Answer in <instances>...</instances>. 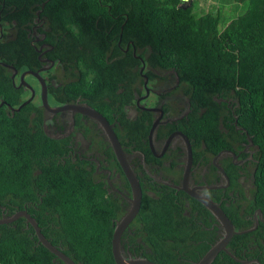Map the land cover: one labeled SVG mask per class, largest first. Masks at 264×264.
Here are the masks:
<instances>
[{
    "label": "trees",
    "instance_id": "1",
    "mask_svg": "<svg viewBox=\"0 0 264 264\" xmlns=\"http://www.w3.org/2000/svg\"><path fill=\"white\" fill-rule=\"evenodd\" d=\"M235 2L247 3L245 12L221 29L219 13L197 15L183 0H0V104L18 108L30 97L3 64L20 74L43 67L33 32L44 22L46 30L38 32L52 45L47 57L62 71L43 74L50 95L63 104L84 101L116 126L127 153L160 164L149 141L154 115L131 119L127 109L144 83L143 62L150 80L156 71L172 70L186 87L191 110L168 132H183L205 165L231 148L234 136L228 134L236 126L259 147L249 205L245 210L222 205L237 230L253 228L256 209L264 213V0ZM44 112L36 99L15 113L6 104L0 107V219L26 210L76 264H117L112 241L125 205L96 176L95 165L74 157L70 139L47 134ZM107 153L122 172L113 149ZM140 181L142 206L122 237L127 256L197 263L223 236L218 220L184 191L147 174ZM228 249L240 260L264 264V223L234 236ZM0 264L65 263L22 217L0 225ZM213 264L244 263L221 252Z\"/></svg>",
    "mask_w": 264,
    "mask_h": 264
},
{
    "label": "flooded vegetation",
    "instance_id": "2",
    "mask_svg": "<svg viewBox=\"0 0 264 264\" xmlns=\"http://www.w3.org/2000/svg\"><path fill=\"white\" fill-rule=\"evenodd\" d=\"M40 28L46 30L44 22L34 28L33 36L37 34ZM38 34L40 37H36L33 43L41 55L43 67H46L50 65V62L46 61L50 60L47 54L53 48L50 43L45 42L46 34L42 32H38ZM58 68L60 66L56 64L49 71H56ZM49 71L43 72V74L48 75ZM138 90L139 94H136L135 105H131L127 109L128 115L131 119H137L141 113L150 112L154 115V121L161 117L153 140L155 153L161 157H156L152 152L156 159L161 160V163L147 164L145 157L136 151L127 153L130 162L141 178L147 174L155 182L163 185H165L164 182L181 185L183 177H180V172L183 170L184 175L187 149L181 136L177 135L171 138L172 134L177 131L169 133L168 127L178 123L190 113L191 103L186 94V87L174 71L168 70L165 72L156 71V78L154 80L149 79L148 87H145L143 83L138 87ZM34 99L41 101L37 95ZM138 101H140L139 104ZM49 102L52 107L65 105L56 101L50 93ZM66 104L88 105L80 99ZM148 108L153 110L148 111ZM44 114L45 130L46 128L49 129V132L46 130L47 134L55 139L71 140L75 148L74 157L95 165L96 176L106 182L110 194L122 201V204L125 205L126 214L131 207L129 198L132 196V192L128 188L127 181L122 174L123 171L118 169L115 161L107 153V150L112 147L98 121L73 110L59 113L45 111ZM245 134L243 128L236 126V133L228 134V138L234 136L231 139V148L221 149L215 156L211 157V161L207 165L204 164L205 157L193 150L194 162L190 186L218 187L200 190V192L209 198L213 196L214 201L217 200L221 207L234 203L241 210H245L253 197L259 163V147ZM227 171H230L236 184L231 182ZM252 217L255 224L257 221L259 224L264 223L262 209H256ZM122 248L123 251L129 253L124 245Z\"/></svg>",
    "mask_w": 264,
    "mask_h": 264
},
{
    "label": "water",
    "instance_id": "3",
    "mask_svg": "<svg viewBox=\"0 0 264 264\" xmlns=\"http://www.w3.org/2000/svg\"><path fill=\"white\" fill-rule=\"evenodd\" d=\"M136 51V50H135ZM41 57V55H40ZM50 62V65L46 67H42L38 71L33 70H25L21 74L19 70L15 69L13 66H8L6 64H3L5 67H9V69L13 70L12 79L14 82V85L17 88H25L26 90L30 91L31 95L30 97L22 103V105L18 108H14L11 105L2 102L0 104V107L4 104H6L9 109L15 113L19 112L21 108L31 103L35 96H36V90L35 88L27 81L28 76H33L37 79V81L40 83L41 91H40V99L42 106L46 112L50 113H59L64 112L67 110H73L74 112H78L84 115H87L100 124V126L104 129L108 140L111 144V147L113 149V152L116 156V159L118 163L120 164L123 173L125 174L130 187L132 196L129 198V201L131 203V207L129 211L117 222L113 241H112V250L113 255L115 258V261L117 264H158L155 262L150 261L149 259L142 258V257H133V256H126L124 254L123 248H122V237L124 232L128 229V227L132 224V222L136 219L137 215L139 214V211L142 206L143 201V189L141 186L140 177L135 172L129 156L127 152L125 151L118 134L115 130V125L111 124L109 120L99 111L94 109L93 107L89 105H79V104H65L57 107H52L49 102V85L47 83V80L43 76V72L49 71L52 68L56 66L55 61L46 60ZM146 69V64L143 62V66L141 68V73L144 78V86L148 87L149 83V77L144 74V70ZM19 75V83L16 82V77ZM140 101H138V104ZM148 111H152L153 109L148 108ZM161 117L157 118L150 130L149 134V141H150V147L152 152L155 154L156 157L158 156L155 153V147H154V136L157 133L158 126L160 124ZM181 136L184 140V143L186 145L187 149V162L184 169V175L181 185H175L168 182H164L165 185L172 187L177 190L184 191L187 193L190 197L196 199L200 203H202L218 220L220 227L223 229V236L222 238L217 241L210 250L195 264H213V262L216 260L218 255L221 252L228 253L233 259H235L237 262L244 263V264H251V263H257L258 260H240L238 259L234 254H232L229 249V243L232 241L234 236L236 235H242L248 232H252L256 230L259 226V221L256 222L255 226L253 228H250L248 230H237L229 216L226 214V212L223 210V208L220 206L219 203L215 202L213 199L209 198L205 194L201 193L200 190H208V189H215L218 187H192L190 186V178L192 175V169H193V148L190 139L181 131H177L172 134L171 138L175 136ZM170 138V139H171ZM224 173V172H223ZM26 218L27 221L34 227L36 235L38 236V239L41 244H43L50 252L55 254L60 260H62L65 264H76L75 261H73L68 255H66L61 249L55 247L42 233L41 228L37 221L31 217V215L26 211H19L15 213L14 215L8 217V218H2L0 219V225L2 224H10L13 223L20 218Z\"/></svg>",
    "mask_w": 264,
    "mask_h": 264
},
{
    "label": "rangeland",
    "instance_id": "4",
    "mask_svg": "<svg viewBox=\"0 0 264 264\" xmlns=\"http://www.w3.org/2000/svg\"><path fill=\"white\" fill-rule=\"evenodd\" d=\"M188 3V6L193 9V12L197 15H204L209 12H213L215 14L219 13L222 16V22L220 24V28L225 27V23H229L230 21L236 19L241 14H243L247 8V3L239 4L236 3L235 0H183ZM42 22L40 21L38 25ZM40 37L38 32L35 34V38ZM55 73L57 75H61L62 71L58 68ZM146 74V73H145ZM19 76V75H18ZM16 77V82L19 83V77ZM28 82L35 88L36 95L40 97L41 86L37 79L33 76L27 77ZM38 101V99H37ZM47 132L49 129L46 128ZM103 138H105L103 136ZM186 161V160H185ZM124 254L127 256L126 252Z\"/></svg>",
    "mask_w": 264,
    "mask_h": 264
}]
</instances>
